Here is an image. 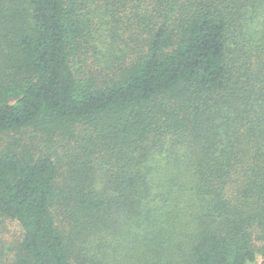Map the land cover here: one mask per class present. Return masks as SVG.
Instances as JSON below:
<instances>
[{"label": "trees", "instance_id": "16d2710c", "mask_svg": "<svg viewBox=\"0 0 264 264\" xmlns=\"http://www.w3.org/2000/svg\"><path fill=\"white\" fill-rule=\"evenodd\" d=\"M22 129L0 264H264V0H0Z\"/></svg>", "mask_w": 264, "mask_h": 264}, {"label": "rangeland", "instance_id": "374dc122", "mask_svg": "<svg viewBox=\"0 0 264 264\" xmlns=\"http://www.w3.org/2000/svg\"><path fill=\"white\" fill-rule=\"evenodd\" d=\"M29 134L31 132L27 129H22L17 133L0 134V144H6L11 141V143H17L19 141L20 143L30 145L31 135ZM40 140L34 139V141H31V145H34L32 151H39L40 148L43 149ZM21 237L22 229L18 222L7 218H0V263L12 261L15 258L16 254L19 253L20 246L18 244L20 243Z\"/></svg>", "mask_w": 264, "mask_h": 264}]
</instances>
